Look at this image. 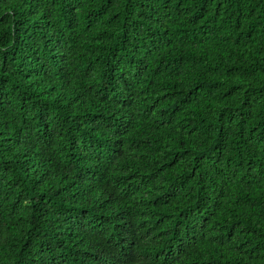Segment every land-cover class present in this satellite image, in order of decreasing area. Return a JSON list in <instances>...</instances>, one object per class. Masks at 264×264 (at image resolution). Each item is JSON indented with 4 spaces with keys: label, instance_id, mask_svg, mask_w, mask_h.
Returning a JSON list of instances; mask_svg holds the SVG:
<instances>
[{
    "label": "trees",
    "instance_id": "16d2710c",
    "mask_svg": "<svg viewBox=\"0 0 264 264\" xmlns=\"http://www.w3.org/2000/svg\"><path fill=\"white\" fill-rule=\"evenodd\" d=\"M0 264H264V0H0Z\"/></svg>",
    "mask_w": 264,
    "mask_h": 264
}]
</instances>
